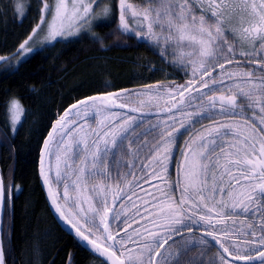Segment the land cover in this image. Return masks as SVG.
<instances>
[{"label":"snow or ice","instance_id":"obj_1","mask_svg":"<svg viewBox=\"0 0 264 264\" xmlns=\"http://www.w3.org/2000/svg\"><path fill=\"white\" fill-rule=\"evenodd\" d=\"M9 6L24 18L21 0ZM38 7L20 57L0 62L33 52L29 41L41 25L52 43L118 21L127 39L188 77L92 95L55 120L41 175L74 236L104 258L100 264H264V0H118L115 9L105 0H40ZM8 113L15 133L19 100L9 101ZM12 188L0 175V217Z\"/></svg>","mask_w":264,"mask_h":264},{"label":"trees","instance_id":"obj_2","mask_svg":"<svg viewBox=\"0 0 264 264\" xmlns=\"http://www.w3.org/2000/svg\"><path fill=\"white\" fill-rule=\"evenodd\" d=\"M0 6L4 8L0 13V56L11 57L34 29L30 20L34 16L39 20L40 10L34 5L19 22L9 5L0 1ZM95 36L44 48L16 70L0 74V163L5 185H14L13 206L4 217L5 264H100L101 260L61 230L48 208L39 179L43 143L55 120L86 97L137 90L144 83H184L163 80L146 70L160 56L142 42L127 39L118 30V21L99 28ZM12 99L24 108L15 133L9 128ZM181 144L177 146L182 148ZM179 159L176 153V161ZM170 173L176 178L175 167Z\"/></svg>","mask_w":264,"mask_h":264},{"label":"rangeland","instance_id":"obj_3","mask_svg":"<svg viewBox=\"0 0 264 264\" xmlns=\"http://www.w3.org/2000/svg\"><path fill=\"white\" fill-rule=\"evenodd\" d=\"M2 2V5L7 6L10 5V3L12 2V0H0ZM115 1V2H114ZM21 2L24 5V9H25V16L24 18H18L19 22L24 20L25 17H27L30 12L32 11L31 8H33V6L35 5V9H39L38 5L40 4V0H21ZM54 2V0H49V3L52 4ZM97 2L99 3L100 0H97ZM130 2H132L133 4H135L136 6H141L143 3V0H130ZM105 3L107 4V6L114 8V3L116 5V8H118V0H105ZM95 7V6H94ZM31 22V29L35 28L36 25L39 23V20H35V16L30 20ZM33 27V28H32ZM104 27V26H100V27H89L86 30H82L81 33L79 35L76 36H69L66 38H58L55 42L52 43H45L44 42V37L46 35L47 29L41 25V31L37 33V36L33 37L32 41H29V44L31 46V48L34 50L31 53H28L26 55H23L22 58H18L17 60H12L11 64L8 63H2L0 62V74L3 73L4 71H11L12 69L16 70L20 64L22 62H24L25 60H27L28 58H30L34 53H36L39 50H42L44 48L47 47H51L57 43H63V44H69L72 41L75 40H79V39H84V38H94L96 32L98 31L99 28ZM30 29V27H29ZM85 31L87 32V34H85ZM98 36L96 35L95 38H97ZM18 57H20L21 54L16 53ZM9 60H11V57H7ZM157 58V57H156ZM169 59H172L171 57H169ZM160 64V67H157V65ZM152 65V66H151ZM154 65V66H153ZM146 70L148 69L151 73L153 74H159L163 80H182L183 82L188 78L187 76H185L182 72H180L178 69L169 66L166 63H163L161 61V58H157L155 61H152L150 63V66H145ZM145 85V83H144ZM144 85H140L137 90L135 91H140ZM21 104V103H20ZM22 105V104H21ZM9 107V106H8ZM23 107V106H22ZM24 109V108H23ZM148 110V109H146ZM9 119H10V115L8 113ZM24 114L21 117V122L23 120ZM90 119L94 120V117H91ZM206 122H208L207 120L203 121V124H205ZM20 125V124H19ZM19 125H17V129L19 127ZM201 128L200 124L196 125V129L199 130ZM183 131V130H182ZM188 138V136H184V140H186ZM177 145L178 143H183V141H181L179 138L177 139ZM182 145V144H181ZM173 161H176V153L174 154L173 157ZM173 168V166H170L169 169L171 170ZM170 170L168 171L170 173ZM170 180L174 181L175 175L174 173H170ZM54 179V177H53ZM53 188L54 190H57V186L55 185V183L53 184ZM178 194V193H177ZM198 254L193 253V256H196ZM215 256V251H210L206 257L207 260L211 261Z\"/></svg>","mask_w":264,"mask_h":264},{"label":"water","instance_id":"obj_4","mask_svg":"<svg viewBox=\"0 0 264 264\" xmlns=\"http://www.w3.org/2000/svg\"><path fill=\"white\" fill-rule=\"evenodd\" d=\"M45 142V141H44ZM44 145V143H43ZM42 152H43V147H42V150H41V157H42ZM41 161V159H40ZM40 164V163H39ZM0 175H2L1 173V166H0ZM39 179H40V183L42 185V188H43V192L45 194V198H46V202H47V205H48V208L52 214V216L54 217V219L56 220L57 224L65 231L67 232L69 235L73 236L86 250H87V245L84 244L82 241H79L78 238H76L74 236V232L73 230L70 228V226H68L66 224V222H64L62 220V218H60L59 214L55 211V208L51 202V197L49 195V192H48V187L47 185L44 183V178L43 176L41 175V164L39 165ZM12 200V198H11ZM3 221H4V216L3 217H0V239H2V227H3ZM100 259H104L103 257H99Z\"/></svg>","mask_w":264,"mask_h":264},{"label":"bare ground","instance_id":"obj_5","mask_svg":"<svg viewBox=\"0 0 264 264\" xmlns=\"http://www.w3.org/2000/svg\"><path fill=\"white\" fill-rule=\"evenodd\" d=\"M40 159H41V155H40ZM40 163V162H39ZM40 165V164H39ZM0 166H1V163H0ZM1 173H2V169H1ZM3 174V173H2ZM41 184V183H40ZM14 186V185H13ZM41 187H42V185H41ZM43 189V188H42ZM13 188H12V200H11V205H12V201H13ZM13 206V205H12ZM5 217V216H4ZM54 218V217H53ZM56 221V220H55ZM57 223V222H56ZM59 226V225H58ZM60 227V226H59ZM61 228V227H60ZM61 230L63 231V232H65L62 228H61ZM67 235H69L67 232H65ZM69 236H71V235H69ZM84 250H86L73 236H71ZM2 240H4V221H3V227H2ZM88 253H90L88 250H86ZM92 256H94L92 253H90ZM94 257H96V256H94ZM97 259H99V260H101L102 261V259H100L99 257H96Z\"/></svg>","mask_w":264,"mask_h":264},{"label":"flooded vegetation","instance_id":"obj_6","mask_svg":"<svg viewBox=\"0 0 264 264\" xmlns=\"http://www.w3.org/2000/svg\"><path fill=\"white\" fill-rule=\"evenodd\" d=\"M57 190H59V189H57Z\"/></svg>","mask_w":264,"mask_h":264}]
</instances>
